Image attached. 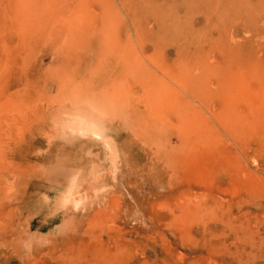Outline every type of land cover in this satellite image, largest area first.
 Segmentation results:
<instances>
[{
  "label": "rangeland",
  "instance_id": "rangeland-1",
  "mask_svg": "<svg viewBox=\"0 0 264 264\" xmlns=\"http://www.w3.org/2000/svg\"><path fill=\"white\" fill-rule=\"evenodd\" d=\"M0 264H264V0H0Z\"/></svg>",
  "mask_w": 264,
  "mask_h": 264
},
{
  "label": "bare ground",
  "instance_id": "bare-ground-1",
  "mask_svg": "<svg viewBox=\"0 0 264 264\" xmlns=\"http://www.w3.org/2000/svg\"><path fill=\"white\" fill-rule=\"evenodd\" d=\"M156 4H158V3H156ZM161 7V6H160ZM162 8V7H161ZM155 86V84H152V86ZM156 85H158V83L156 84ZM154 86L152 87L153 89H154ZM158 86H160V85H158ZM156 90H157V88H155ZM155 89L154 90H152V92H154L155 91ZM162 87L160 86V89H158L157 90V94H158V96H160L159 95V90H161V92H162ZM149 93V92H148ZM163 93V92H162ZM161 93V95H162V97L165 95L164 93V95ZM149 94H151V93H149ZM157 94H156V96H154V97H157L158 98V96H157ZM167 94V93H166ZM168 95V94H167ZM168 97V96H167ZM157 98L154 100L153 98H151V100H154V104H155V102H156V104H155V106H159L160 105V100L162 99V98H159V100L157 101ZM166 97H164V99H165ZM163 99V100H164ZM168 99H170V98H167V100ZM150 100V99H149ZM150 100V101H151ZM162 100V101H163ZM161 101V103L163 104V102H166V100H164L163 102ZM158 103H159V105H158ZM161 104V105H162ZM147 105H149L148 104V102H147ZM160 105V106H161ZM159 106V107H160ZM158 107V108H159ZM161 108V107H160ZM71 130V131H73V132H79L80 134H82V135H85V136H89V137H91V138H93V139H96V140H100V142H102L103 140H107V138H106V136H105V134H104V132H103V130L100 128V127H98L97 125H95V124H90V123H85V122H83V121H81L80 123H78V125L77 124H69V125H67V130Z\"/></svg>",
  "mask_w": 264,
  "mask_h": 264
}]
</instances>
